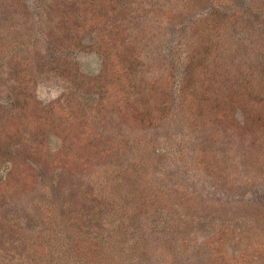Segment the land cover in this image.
<instances>
[{
	"label": "rangeland",
	"instance_id": "rangeland-1",
	"mask_svg": "<svg viewBox=\"0 0 264 264\" xmlns=\"http://www.w3.org/2000/svg\"><path fill=\"white\" fill-rule=\"evenodd\" d=\"M93 1L67 80L0 0V264H264V0Z\"/></svg>",
	"mask_w": 264,
	"mask_h": 264
},
{
	"label": "trees",
	"instance_id": "trees-1",
	"mask_svg": "<svg viewBox=\"0 0 264 264\" xmlns=\"http://www.w3.org/2000/svg\"><path fill=\"white\" fill-rule=\"evenodd\" d=\"M5 1L6 0H2L3 3ZM207 1L208 0H200L199 3H201V2L205 3ZM14 2L18 3V0H14V1L12 0V4H14ZM93 3L96 4L98 7L94 8L92 10H98L100 13L99 16H101V14H103V12L101 13L100 9H101V7H103L104 4L100 3V0L93 1ZM45 4H46L45 0H42V1L35 0V3L32 2L31 4H27L30 12H29L28 20H27V18H25L24 21L27 20L26 24L28 25L29 30H30V34H29L30 37L26 36L23 39V37L21 36L23 41L19 38H16V36L18 34L20 35V33L17 32L9 24V27L12 28L13 30H15V32H14V38L10 37V39L8 40V44L10 45V47L13 50H15V48L20 49L21 47H24L25 49L28 47H30L31 49L39 48L37 50H41L43 55H44V57H42L43 61L51 62V64H53L52 67L57 68V73L60 75V78H66L68 80L70 75L72 77V74H74V78H76V72L73 69L74 63L72 62L71 54H70L72 51V47H69L70 45H68L67 42L72 40L73 38H75L76 39L75 41H80V43H81L82 39L85 38L90 33H92L93 30L95 29V27L91 28V26H88V22L90 20H89L88 16L86 15L85 6L88 5L89 3L86 2V0H73V1L58 0L59 6L55 5L56 7H53L52 5L48 7V5H45ZM0 6H1V4H0ZM121 6H122V4H121ZM79 8H80V12H78ZM214 10H216V9H214ZM48 11H49V14H48ZM118 11H117L118 13L115 14L113 17L109 16V17H112V18H109L111 25H110V28H108V31L106 32L108 38L105 42L104 49L109 48V50H110L111 47H113V48L117 47L120 49L121 48L120 46H123V41L120 40V36L126 35L128 33V31L124 32V30L121 29V27L119 26V22H118L119 20L122 19V15H125V13L123 10H118ZM66 14H67L66 17H68V15H69V17H70L69 20H66V17H65ZM258 14H259V16L264 15V13H260V11H258ZM224 17H223L222 12L220 10L213 11L210 15L209 20H207V25L211 24V20L215 21V19H217V18L223 19ZM80 18L83 22H85L86 26L85 25L83 26L81 24L82 22L80 23V21H81ZM57 20H58V22L55 23V21H57ZM198 21H199L198 17L193 18V23H197ZM51 23H52V26L55 28V33L57 32L56 37H54L53 39L51 38L52 32L49 31ZM254 24H257V22ZM37 27L38 28H44L42 30L41 34H37V32H36ZM185 29H187L186 32L189 35V37L193 38L189 34V32L192 30V25H187L185 27ZM63 31L65 34H67V37H69L66 40H64L60 34V32H63ZM1 37L5 38L4 35H0V38ZM97 37H98V35L96 34L95 38H97ZM95 38H94V40H95ZM130 38H131V36H130ZM0 43H2V42L0 41ZM111 44H114V45H111ZM124 47L127 48V45ZM129 48H132V47H129ZM112 50H115V49H111V51ZM187 71H189V69ZM74 84H76V83H74ZM77 87H80V84H78ZM213 91L215 92V89ZM213 102H214L215 106H218L217 101H213ZM196 104L199 106L197 101H195V106H196ZM220 106H221V104H220ZM208 107H209V105H208ZM211 107H213V106H211ZM211 107H209V109L206 108V112H204V110H205L204 107H200L201 111L200 112L197 111V113H200L201 117H204L206 114H209L210 110H213ZM213 108L217 109L219 107H213ZM262 117L263 116L258 115L257 118L261 119ZM231 120L233 122V124H231V125L238 127L240 120L236 121V119H235V122L233 119H231ZM231 120L228 119L226 125H230V123H228V121H231ZM231 129L229 128V130H231ZM179 142H181V141H179ZM0 163L3 164L2 171H0V179H1L4 171L7 172V175L4 177V179H6V177L9 175V173L11 171L16 172V165L13 161H10V160L9 161L8 160L1 161L0 160ZM0 186L2 187L5 194H7V192H8L7 188L9 186V184L7 182H3L2 185H0ZM223 194H224V192H223ZM12 225H14L13 222H12ZM177 232H179L178 227H177Z\"/></svg>",
	"mask_w": 264,
	"mask_h": 264
}]
</instances>
